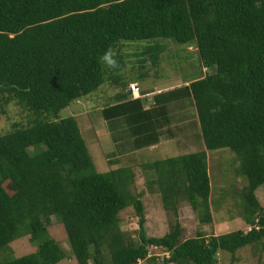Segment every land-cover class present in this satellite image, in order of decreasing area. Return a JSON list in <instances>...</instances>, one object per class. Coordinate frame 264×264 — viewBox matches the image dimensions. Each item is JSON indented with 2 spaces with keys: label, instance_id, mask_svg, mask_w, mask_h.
<instances>
[{
  "label": "trees",
  "instance_id": "obj_1",
  "mask_svg": "<svg viewBox=\"0 0 264 264\" xmlns=\"http://www.w3.org/2000/svg\"><path fill=\"white\" fill-rule=\"evenodd\" d=\"M160 39L194 46L209 72L158 92L145 108L142 98L130 96L133 78L113 74L121 68L102 57L111 50L121 60L120 40H152L142 54L155 66L166 49ZM103 83L119 91L101 107L102 119L133 153L126 164L109 160L114 168L99 172L76 116L60 113ZM0 101L30 113L26 124L0 134V250L24 235L36 245L0 264L67 258L49 234L52 217L63 226L77 264H138L153 260L149 247L163 249V262L174 264H215L221 250L263 249L264 207L256 190L264 184V0H0ZM188 106L195 110L199 149L137 159L135 150L174 135L171 125L186 121L187 113L179 112ZM193 145L182 142L181 148ZM221 148L234 154L235 173L246 180L239 193L249 229L198 230L182 238L176 219L167 233L148 236L142 193L131 189L135 166L148 173L145 184L158 190L165 209L177 214L185 200L198 222L208 224L207 152ZM128 206L138 218L137 241L121 229L119 213Z\"/></svg>",
  "mask_w": 264,
  "mask_h": 264
},
{
  "label": "rangeland",
  "instance_id": "obj_2",
  "mask_svg": "<svg viewBox=\"0 0 264 264\" xmlns=\"http://www.w3.org/2000/svg\"><path fill=\"white\" fill-rule=\"evenodd\" d=\"M160 41L165 43L166 49L160 55L157 64L152 66L149 55L147 53L142 54L145 46L152 40H120L121 60L117 57L116 65L121 68V71L116 70L113 74L122 78L138 79L140 81L138 82L139 89L144 88L150 92L151 90H165L169 87L180 86L186 81H191L209 72V69L202 67L194 46L179 44L171 39H160ZM108 74L106 72V76ZM141 75H145V78L140 79ZM118 91L119 87L103 83L98 90L87 97L80 98L77 102L74 101L70 104L71 107H66L60 113L64 117L71 115L73 110L77 111V113L74 112V116L78 120L81 134L99 172H106L114 168L110 167L107 162L109 160L112 162L117 157L111 153L115 147L111 141L109 128L102 119L100 109L110 101V96ZM180 113H187V119L177 125H171L177 134L176 137L164 136L167 140L163 137L162 143L155 150L145 148L135 153L137 159L152 161L166 156L178 155L186 150L199 149L197 145L200 142V137L195 110L192 106H188L185 112H179V115H182ZM29 114L27 109L14 101L7 103L0 101V134L13 130L15 123L26 124ZM190 137H193L191 141L188 140ZM182 142L193 143L194 145L183 149L181 148ZM36 150L34 146L28 148L31 153ZM119 152H117L118 155ZM122 152L126 153L128 149H124ZM127 155L123 154L121 157L119 155V158L117 157L118 163L113 166H118L121 163L126 164L124 161ZM127 160V162L132 161L130 158ZM207 163L211 185L209 198L212 214V221L208 224L198 222L195 213L185 200H180L178 203L177 214L173 210L165 209L158 190H150L145 184L149 179L147 178L148 173L135 166V180L131 189L133 193H142L140 199L143 203L144 227L148 236H162L167 233L176 219L183 227L182 238L193 237L198 230L204 231L207 235H218L236 229H244L245 231L249 229V226L243 222V209L241 207L243 202L239 193L246 180L235 173L238 163L235 162L234 154L226 148L210 150L207 152ZM256 196L259 203L264 207V184L256 190ZM119 217L121 229L131 239L137 241L138 218L133 206L124 208L119 213ZM48 231L67 254V258L56 264H77L70 251L66 232L61 223L57 222L54 217H52ZM35 246L29 240L28 235L16 237L6 249L0 250V261L8 256L19 257L28 254L35 249ZM221 251L218 253L215 264H264V247L262 249L260 244L245 246L233 254ZM167 255L168 253L161 248L149 247V256H152L153 260L147 258L139 261L138 264H174L163 262L164 256Z\"/></svg>",
  "mask_w": 264,
  "mask_h": 264
},
{
  "label": "crops",
  "instance_id": "obj_3",
  "mask_svg": "<svg viewBox=\"0 0 264 264\" xmlns=\"http://www.w3.org/2000/svg\"><path fill=\"white\" fill-rule=\"evenodd\" d=\"M131 82H135V83H137L138 84V80L137 79H133V80H130ZM170 88V87H169ZM169 88H166V89H169ZM143 90H144V92H145V94L144 95H141V98H142V100H143V103H144V107L145 108H148V107H150V106H152L153 104H154V96L155 95H157L158 94V92H160V91H164V90H151L150 92H149V90H145L144 88H142ZM165 89V90H166ZM141 90V89H140ZM71 107V106H70ZM70 110H73V109H70ZM72 112V114L71 115H75L74 114V112H75V110H73V111H71ZM75 113H77V111L75 112ZM172 125H174V124H172ZM110 131V130H109ZM114 134H116V133H114ZM176 132H174V135L173 136H170V137H176ZM110 136H111V141H112V144H113V146L115 147V149L113 150V151H111V153L115 156H117L118 158H119V155H120V157L123 155V154H128V152H132L133 153V151H132V149L126 144V143H123V142H125V141H119L118 139H115L114 138V135L112 136V134H111V132H110ZM116 136H122V134H119L118 133V135H116ZM127 138V137H126ZM165 138V137H164ZM171 138V139H172ZM130 139V140H129ZM166 139V138H165ZM127 140H128V142H132V138L130 137V138H127ZM167 140V139H166ZM170 140V139H169ZM162 143V140L159 142V143H157V144H155V145H152V146H150V147H146V148H150V149H152V150H155L156 148H158L159 147V145ZM124 149H128V152H126V153H123L122 151L124 150ZM143 149H145V148H143ZM120 152H119V151ZM140 150H142V149H139V150H135L134 152L135 153H138ZM117 152H119L120 154L118 155L117 154ZM117 157L114 159V160H118L117 159Z\"/></svg>",
  "mask_w": 264,
  "mask_h": 264
},
{
  "label": "built area",
  "instance_id": "obj_4",
  "mask_svg": "<svg viewBox=\"0 0 264 264\" xmlns=\"http://www.w3.org/2000/svg\"><path fill=\"white\" fill-rule=\"evenodd\" d=\"M128 90L130 92L131 98H138L140 97V89L137 83L135 82H130L128 84Z\"/></svg>",
  "mask_w": 264,
  "mask_h": 264
},
{
  "label": "clouds",
  "instance_id": "obj_5",
  "mask_svg": "<svg viewBox=\"0 0 264 264\" xmlns=\"http://www.w3.org/2000/svg\"><path fill=\"white\" fill-rule=\"evenodd\" d=\"M102 59L105 61V63L110 66V67H115L116 66V61L113 59V53L111 50L105 53V55L102 57ZM141 98V93L140 97ZM137 99V98H136Z\"/></svg>",
  "mask_w": 264,
  "mask_h": 264
}]
</instances>
